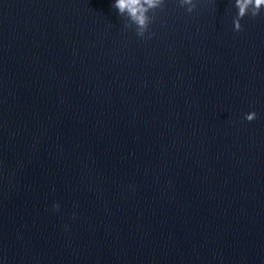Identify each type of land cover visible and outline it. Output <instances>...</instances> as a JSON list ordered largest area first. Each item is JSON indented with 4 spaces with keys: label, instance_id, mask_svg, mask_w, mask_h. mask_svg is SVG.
<instances>
[{
    "label": "water",
    "instance_id": "water-1",
    "mask_svg": "<svg viewBox=\"0 0 264 264\" xmlns=\"http://www.w3.org/2000/svg\"><path fill=\"white\" fill-rule=\"evenodd\" d=\"M113 2L0 0V264H264V0Z\"/></svg>",
    "mask_w": 264,
    "mask_h": 264
},
{
    "label": "clouds",
    "instance_id": "clouds-1",
    "mask_svg": "<svg viewBox=\"0 0 264 264\" xmlns=\"http://www.w3.org/2000/svg\"><path fill=\"white\" fill-rule=\"evenodd\" d=\"M183 3L189 5L188 11H191L193 0H182ZM255 7L254 0H250ZM160 3V0H114L113 7L117 9L119 13H127L130 19L137 25L139 29L138 35H143V32L147 28V16L145 15L149 7H155ZM244 4L238 0V9L243 10ZM256 15V13H253ZM239 15V12H238ZM233 31H240L241 26L234 20L233 21ZM153 34H149L145 39H150ZM256 112L252 111L250 114L245 113L244 119L247 121H252L256 118ZM53 209L59 211V204L53 203ZM67 227V226H65Z\"/></svg>",
    "mask_w": 264,
    "mask_h": 264
}]
</instances>
